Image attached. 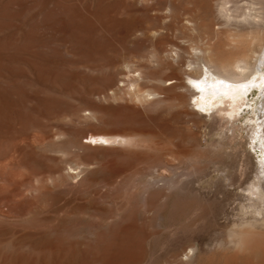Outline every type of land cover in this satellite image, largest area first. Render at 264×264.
<instances>
[{
    "label": "rangeland",
    "instance_id": "374dc122",
    "mask_svg": "<svg viewBox=\"0 0 264 264\" xmlns=\"http://www.w3.org/2000/svg\"><path fill=\"white\" fill-rule=\"evenodd\" d=\"M222 28L216 0H0V264H217L235 224L264 223L227 178L264 156L262 89L224 121L186 77L183 46L228 54ZM108 132L136 144L84 143Z\"/></svg>",
    "mask_w": 264,
    "mask_h": 264
},
{
    "label": "bare ground",
    "instance_id": "6f19581e",
    "mask_svg": "<svg viewBox=\"0 0 264 264\" xmlns=\"http://www.w3.org/2000/svg\"><path fill=\"white\" fill-rule=\"evenodd\" d=\"M241 2H243V0H216L217 15L222 21V29L226 32L225 43L226 49L229 52L228 54H222L215 50L212 47L214 45L205 46V43L203 44L205 48L193 45L189 48L183 46L185 49L184 52L186 53L190 51L198 53L197 55L193 53L195 56L194 61L191 59L189 62L190 66L194 67L195 65L194 68H196V72H188L186 75L187 79L194 85H192L194 88V93L192 95L193 101L196 103L200 112L211 114L213 111L216 116L223 115L222 120L224 121L239 119L240 116H242L240 115L241 112L243 111V113H245L244 110L246 106H250L248 104V95L253 93V91L262 89V94H264V0H246V3L242 5ZM188 21L187 23H189ZM194 23L195 22H193V24ZM194 26L196 25H193V27ZM187 27L188 26H186V28ZM145 30L148 31L146 33L147 35L149 30L144 29V31ZM150 30L151 32L148 36L152 35L154 29ZM192 30H194V28H192ZM154 31H156V29ZM157 34L159 35L158 30L155 32V35ZM174 47L177 48L176 46ZM180 51H182V49ZM134 77L135 76L130 80H133ZM162 79L160 80L161 82L164 81H162ZM130 80L128 82H130ZM137 82L138 80H133L130 82V85L137 86ZM130 85L129 87H131ZM176 87H179L178 84L172 85L170 90ZM143 94L139 89L135 91L134 96L137 99H142L148 95ZM179 97L178 94H176V96L174 95V99L178 100ZM263 99L264 97H262L261 101L258 103L261 104L260 107L263 104ZM194 114L199 116L201 113L194 110ZM253 115L254 117H252L251 121L254 124L252 142L256 143L261 140L260 136L264 133V107L263 109L259 108L258 111L254 109ZM260 119L261 121H259ZM108 133L92 134L90 137L86 136L85 138L89 140L83 142L92 147H103V145L117 142L118 145H120L121 142H124V144L127 143V145L136 144L134 136L131 137L129 134L121 135V133ZM258 163L259 166L256 170V176L251 183H249L250 178H246L248 176V172L246 171L242 175V178L237 177V175L232 172L228 174L227 178L231 179L232 186L240 185L239 187L242 188L244 184H248L244 191L251 195L249 200L254 203L256 202L254 197H258V200L264 203V156L260 157ZM227 168L232 169V166H225V170ZM243 176H245V179H243ZM254 206L255 204L253 207ZM220 247L222 252L219 254V257L223 259L221 262H218L220 264H264V223H251L248 221L235 224L229 232V240L221 243ZM195 251V248H189V251L184 254V257H191ZM211 262L212 261L208 263L211 264Z\"/></svg>",
    "mask_w": 264,
    "mask_h": 264
}]
</instances>
